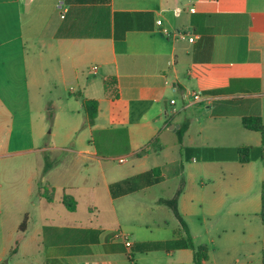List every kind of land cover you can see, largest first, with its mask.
<instances>
[{
    "label": "crops",
    "instance_id": "obj_1",
    "mask_svg": "<svg viewBox=\"0 0 264 264\" xmlns=\"http://www.w3.org/2000/svg\"><path fill=\"white\" fill-rule=\"evenodd\" d=\"M55 80L62 92L46 96ZM85 99L99 103L93 124ZM51 116L58 130L48 133ZM246 116L264 123V0H0V159L32 156L36 164L28 178L34 215L9 251L34 242L36 264H145L141 255L156 251L173 264H195L189 247L137 248L187 238L173 210L158 203L184 179L178 207L194 244L208 248L204 264L232 256L234 264H263L264 150L261 133L244 127ZM169 146L180 158L152 165L151 151L159 157ZM238 148H251L248 161ZM183 155L189 161L179 171ZM171 177L174 190L154 204L142 199ZM80 187L93 199L103 189L112 205L105 218L79 210ZM164 207L175 224L156 219Z\"/></svg>",
    "mask_w": 264,
    "mask_h": 264
},
{
    "label": "rangeland",
    "instance_id": "obj_2",
    "mask_svg": "<svg viewBox=\"0 0 264 264\" xmlns=\"http://www.w3.org/2000/svg\"><path fill=\"white\" fill-rule=\"evenodd\" d=\"M44 94L46 96L53 95L57 97L62 91V86L59 80L51 81L46 84ZM51 91V92H49ZM49 111L52 113L55 109L51 106ZM62 127L60 130L66 129L67 126H64V123L60 122ZM60 125V126H61ZM57 131L58 126L54 124L52 118L49 119L48 133L51 131ZM173 134V133H172ZM164 141V140H162ZM171 139L164 141V143H171ZM26 142H22L18 144L19 147L26 146ZM165 146V144H164ZM180 158L178 153V149L169 146L166 151H164L159 157H157L154 153V149L151 151L150 162L155 163L158 160H171L174 157ZM32 156H16L11 158H3L0 159V257H3V264H36V256L38 255V248L34 242H27V246H24L21 250L20 254L15 255L9 250L12 247H16L20 240L22 239V233L20 229V225L22 228L23 223L28 222V218H26L27 213L32 212L34 215V211L32 208V196L28 192V178L29 174L32 170L36 168L35 161H30ZM130 159H128L129 162ZM188 159H186L185 155L182 157V161H179V171H182V164L187 166ZM111 168H119L118 162L116 161H108ZM181 163V164H180ZM40 179V177H39ZM41 180V179H40ZM177 187V180L173 177L169 178L163 185H157L153 188L146 189L140 193L142 199L148 204H154V200L159 196H165L171 190H174ZM81 191L79 192L78 202H79V210L83 211H92L96 212V214H100L101 218H105L107 210L111 211L112 205L109 203L107 198H105V192L103 189L97 188V197L92 198L83 187H80ZM36 198V195L33 196ZM93 203L92 206L88 207V203ZM115 206L117 207L119 213L125 218L126 223L130 224L131 220H129L124 212L120 210L119 201L116 202ZM90 208V209H88ZM165 213L158 214L159 211H155L154 213L157 216L158 221L168 220L175 224L176 218L173 217L174 214L172 211H167L168 209L164 207ZM167 212H170L169 214ZM29 215V214H28ZM217 219H213V222H217ZM30 234L27 239L30 238L33 234L34 226L30 223ZM210 227L211 223L209 222L207 225L199 224L197 227L205 228ZM25 242V245H26ZM5 249V250H4ZM5 251V255H3ZM211 252V251H210ZM30 254L31 257L22 259L24 254ZM141 259L145 264H173L174 258L167 254L164 251H156L151 253H145L141 255ZM237 257V256H236ZM237 258L230 257L228 260L223 262L222 264H234L236 263Z\"/></svg>",
    "mask_w": 264,
    "mask_h": 264
},
{
    "label": "trees",
    "instance_id": "obj_3",
    "mask_svg": "<svg viewBox=\"0 0 264 264\" xmlns=\"http://www.w3.org/2000/svg\"><path fill=\"white\" fill-rule=\"evenodd\" d=\"M84 110L88 115L89 122L93 124L99 114V103L94 99H85L84 100ZM52 118V116H51ZM243 125L245 128L250 130L259 131L262 136V144H261V150H264V123L259 116H246L243 118ZM188 126L183 125L178 130L179 131V139L182 142L183 136L185 132L187 131ZM251 148H238L237 151L239 155L241 156V161L246 162L249 160V150ZM50 168V165L47 163L45 166V171ZM152 172L156 174L157 169L153 168ZM159 178V177H157ZM134 181L132 178H129L126 180L127 184H130V182ZM185 188V180L182 179L175 194L171 198H160L158 200L159 204H164L168 206L170 209L173 210L176 217L181 222L183 228L187 232V238H175L165 241H150V242H142L137 244V248L141 251H150V250H171L174 248H191L194 251V263L195 264H204V261L208 259V248L205 245H199L196 246L194 244L193 238L191 234L189 233L187 224L185 220L183 219L178 203L179 198L181 194L183 193ZM53 192L49 190L48 188H41V194L48 198L49 200L53 198ZM261 201H262V209L260 214V219L264 223V181L262 183V190H261ZM64 203L67 205L69 209H74L77 205L76 201L67 196L64 199ZM16 248L12 251V253H15ZM3 264V263H0ZM263 264H264V251H263Z\"/></svg>",
    "mask_w": 264,
    "mask_h": 264
},
{
    "label": "built area",
    "instance_id": "obj_4",
    "mask_svg": "<svg viewBox=\"0 0 264 264\" xmlns=\"http://www.w3.org/2000/svg\"><path fill=\"white\" fill-rule=\"evenodd\" d=\"M194 10L195 9L192 8V11H194ZM179 12H180V9H176V13H179ZM157 23L158 24H162V20H158ZM165 31H166V33H170L166 29H165ZM176 33H177L178 37H184L185 36V33L183 31H181V30H178ZM193 39H194L193 37H190L189 38L190 41H193ZM191 95L194 97V99H201L203 97V93L201 91H193V92H191ZM171 102L172 103H175V99H172ZM118 160L120 162H123L125 160V158L124 157H119ZM116 237L122 238L123 240H125V242H126V244L128 246L131 245V241L128 239V236H127L126 233L120 231V232H118L116 234Z\"/></svg>",
    "mask_w": 264,
    "mask_h": 264
}]
</instances>
